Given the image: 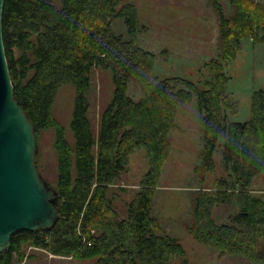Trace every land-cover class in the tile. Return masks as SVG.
Masks as SVG:
<instances>
[{
  "label": "trees",
  "instance_id": "1",
  "mask_svg": "<svg viewBox=\"0 0 264 264\" xmlns=\"http://www.w3.org/2000/svg\"><path fill=\"white\" fill-rule=\"evenodd\" d=\"M228 1L230 13L219 0H210L218 15L220 60L205 62L199 78L190 80L154 75L156 54L139 44L143 26L132 2L60 0L57 5L53 0H4L2 35L14 95L34 123L37 143L41 130L55 133L59 217L49 230L14 232L10 248L0 252V264L28 258L24 245L95 264H175L185 249L151 209L178 106L193 98L202 122V179L216 169L218 147L225 175L216 177L209 188L193 190L192 222L186 228L198 242L220 253L264 264V186L262 193L254 192L256 179L264 181V89L251 93L248 119H229L239 109L224 70L246 40L264 44V8L252 0ZM114 20L123 22L125 36L115 32ZM96 67L109 69L114 85L97 136L87 97ZM131 80L142 86L138 99L129 94ZM64 84L75 88L73 142L52 113ZM139 151L147 168L125 204L126 216L120 217L111 199L113 187ZM36 162L39 166L37 158ZM222 204L233 212L228 221L219 222L215 212Z\"/></svg>",
  "mask_w": 264,
  "mask_h": 264
},
{
  "label": "rangeland",
  "instance_id": "2",
  "mask_svg": "<svg viewBox=\"0 0 264 264\" xmlns=\"http://www.w3.org/2000/svg\"><path fill=\"white\" fill-rule=\"evenodd\" d=\"M59 4L60 0H53ZM136 5L139 22L143 26L139 44L156 54L154 75H178L190 80L200 76V67L212 58L219 59L218 15L210 0H125ZM226 13L231 12L228 0H219ZM264 8V0H252ZM116 33L126 35L121 20L113 21ZM220 60V59H219ZM230 76V94L238 103V113L229 119L244 121L249 118L251 93L264 89V44H252L246 40L236 59L224 64ZM205 74H201L203 79ZM88 117L95 136L98 134L100 116L111 100L113 93L112 72L100 67L90 73ZM129 94L138 99L142 86L137 80L129 83ZM75 97L71 84L58 89L52 113L56 120L66 127V137L73 142L70 121ZM171 147L162 170L159 185L153 199L151 214L158 218L170 235L179 239L185 249L182 257L173 260L175 264H263L250 261L243 255L220 253L219 250L198 242L188 232L192 222V195L198 187L209 188L218 176H224L221 147L215 152L216 169L202 179L203 140L202 122L195 98L190 103L178 106L174 127L169 132ZM224 136L220 137L222 143ZM55 133L52 129L39 133L36 158L39 170L54 186L57 174V153ZM199 170L195 172V167ZM147 168L142 151L136 152L130 162L129 171L122 174L119 185L113 187L111 196L120 217L126 216L125 204L138 189L139 180ZM255 194L262 193L264 181L256 179ZM123 188L124 190H121ZM225 205H219L215 212L219 222L228 221ZM28 258L17 264H95L94 260L79 261L70 257L51 254L45 250L24 245ZM33 256V257H30Z\"/></svg>",
  "mask_w": 264,
  "mask_h": 264
},
{
  "label": "water",
  "instance_id": "3",
  "mask_svg": "<svg viewBox=\"0 0 264 264\" xmlns=\"http://www.w3.org/2000/svg\"><path fill=\"white\" fill-rule=\"evenodd\" d=\"M0 0V252L18 230H49L58 220V191L36 162L34 123L14 95L2 35Z\"/></svg>",
  "mask_w": 264,
  "mask_h": 264
},
{
  "label": "crops",
  "instance_id": "4",
  "mask_svg": "<svg viewBox=\"0 0 264 264\" xmlns=\"http://www.w3.org/2000/svg\"><path fill=\"white\" fill-rule=\"evenodd\" d=\"M205 181V180H204ZM199 188V187H198Z\"/></svg>",
  "mask_w": 264,
  "mask_h": 264
}]
</instances>
